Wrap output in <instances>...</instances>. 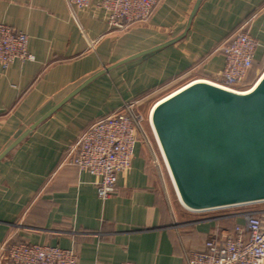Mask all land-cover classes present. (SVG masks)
Listing matches in <instances>:
<instances>
[{
    "label": "crops",
    "instance_id": "0c3cea01",
    "mask_svg": "<svg viewBox=\"0 0 264 264\" xmlns=\"http://www.w3.org/2000/svg\"><path fill=\"white\" fill-rule=\"evenodd\" d=\"M196 2L160 0L148 21L118 31L95 1L73 14L67 0H0V23L25 32L34 56L0 64V153L39 121L0 160V264L7 241L72 248L78 264H186L203 246L220 222L184 217L151 130L106 200L93 174L64 162L81 132L124 102L217 79L219 48L240 30L258 42L246 83L264 64V0H200L189 24Z\"/></svg>",
    "mask_w": 264,
    "mask_h": 264
},
{
    "label": "built area",
    "instance_id": "2783aa9c",
    "mask_svg": "<svg viewBox=\"0 0 264 264\" xmlns=\"http://www.w3.org/2000/svg\"><path fill=\"white\" fill-rule=\"evenodd\" d=\"M93 1L95 8L104 10L109 29L118 31H125L135 24L148 21L160 2L67 0V4L74 14L79 8L90 7ZM28 46L29 36L25 32L0 23V64L3 68H7L17 58L33 60L34 56L29 52ZM257 46V40L248 32L240 30L233 34L219 48L224 55V66L219 71L218 78L207 80L237 91L248 89L245 88V83L253 68ZM138 102L126 101L111 114L93 122L81 132L74 147L64 158L65 163L76 166L79 170H88L96 177L97 194L102 200L117 191L118 175L129 170L136 144L140 137L145 138ZM149 125L151 127L150 121ZM230 218L234 219L232 228L216 225L207 235L203 246L186 256V264H264V207L226 213L214 220ZM1 250L5 264H78L79 260L72 248L27 240L7 241L1 246ZM97 264L135 263L125 260Z\"/></svg>",
    "mask_w": 264,
    "mask_h": 264
},
{
    "label": "water",
    "instance_id": "95a60500",
    "mask_svg": "<svg viewBox=\"0 0 264 264\" xmlns=\"http://www.w3.org/2000/svg\"><path fill=\"white\" fill-rule=\"evenodd\" d=\"M199 3L197 0L189 24ZM104 71L88 78L65 100ZM149 121L179 201L186 209L203 212L264 202V71L243 91L207 79L192 80L157 100ZM38 123L1 152L0 160Z\"/></svg>",
    "mask_w": 264,
    "mask_h": 264
},
{
    "label": "rangeland",
    "instance_id": "374dc122",
    "mask_svg": "<svg viewBox=\"0 0 264 264\" xmlns=\"http://www.w3.org/2000/svg\"><path fill=\"white\" fill-rule=\"evenodd\" d=\"M263 71H264V64L261 67H258L256 69V71L252 74V76H251L252 78L249 80L248 83L245 84V88L251 87L256 82V80L260 77V75L262 74ZM182 83H184V82H182ZM181 85L182 84H176V85H173L169 88L162 89L160 91L156 90L152 94L144 97L143 99H138L139 105L137 108L143 117V125H144V129H145L146 133L151 130L150 129L151 127L149 125V112L151 109V105L155 101L163 98L164 96L168 95L169 93L180 88ZM183 85H185V84H183ZM170 184H171L170 195L172 196L171 198L173 199L174 202H176V203L179 202L181 204V202L179 201V198L177 196L175 187H174V185H172L173 183L170 182ZM171 193H173V194H171ZM259 207H264V202L254 203V204H250V205H246V206H238V207H232V208H227V209H215V210L196 212V213H194V211H193V213H191V211H189L188 209H186L184 207V209H185L184 213L186 214V216H184V217H188L190 214H192V216L197 217V219H199V220H204V219H212L213 220L215 217L221 216V215L226 214V213L236 212V211H240L243 209H256Z\"/></svg>",
    "mask_w": 264,
    "mask_h": 264
},
{
    "label": "trees",
    "instance_id": "16d2710c",
    "mask_svg": "<svg viewBox=\"0 0 264 264\" xmlns=\"http://www.w3.org/2000/svg\"><path fill=\"white\" fill-rule=\"evenodd\" d=\"M252 76V75H251ZM252 78V77H251ZM219 225L223 226V227H228V228H232L233 224H234V219L230 218L228 220H220L219 221Z\"/></svg>",
    "mask_w": 264,
    "mask_h": 264
},
{
    "label": "bare ground",
    "instance_id": "6f19581e",
    "mask_svg": "<svg viewBox=\"0 0 264 264\" xmlns=\"http://www.w3.org/2000/svg\"><path fill=\"white\" fill-rule=\"evenodd\" d=\"M165 97H167V95ZM165 97H163V98H165ZM163 98H161V99H163Z\"/></svg>",
    "mask_w": 264,
    "mask_h": 264
}]
</instances>
